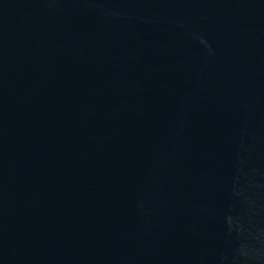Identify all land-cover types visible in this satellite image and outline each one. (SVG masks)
Returning a JSON list of instances; mask_svg holds the SVG:
<instances>
[{
    "label": "water",
    "instance_id": "95a60500",
    "mask_svg": "<svg viewBox=\"0 0 264 264\" xmlns=\"http://www.w3.org/2000/svg\"><path fill=\"white\" fill-rule=\"evenodd\" d=\"M0 264H264V0H0Z\"/></svg>",
    "mask_w": 264,
    "mask_h": 264
}]
</instances>
